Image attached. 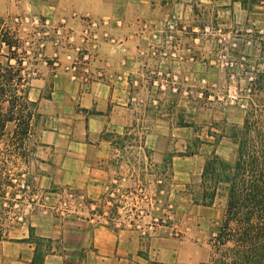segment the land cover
<instances>
[{"label":"rangeland","instance_id":"obj_1","mask_svg":"<svg viewBox=\"0 0 264 264\" xmlns=\"http://www.w3.org/2000/svg\"><path fill=\"white\" fill-rule=\"evenodd\" d=\"M164 3L159 9L163 18L158 23L137 24L131 31L124 28L120 20L110 19H107L110 24L97 29L88 27L87 21H81L80 26H67L65 22L55 23L49 17L27 13L20 0H3L0 32L9 40H17L21 47L19 53L25 60L24 83L29 82L31 88L41 89L44 95L50 93L55 70L63 64L60 60L63 55L68 61H64V68H67L64 70L77 80L93 81L101 77L99 72L102 70L112 72L113 77L117 72L121 76L130 74L135 83L133 90L140 92L137 97L147 102L150 115L174 114L175 125L181 126L178 133L167 141L166 158L184 159L199 155L205 163L215 152L231 162L235 157V145L220 136L225 128L243 124L244 111L228 106L233 104L236 96L234 85L228 86L226 82L228 50L239 44V33L253 23L261 24L264 15L250 14L242 8L240 0H167ZM89 19L94 18L85 20ZM110 46H128L143 52L154 47L165 54L162 60L159 57L158 63L148 53L112 55L108 59L101 55V50ZM139 109L137 114H140ZM153 119L152 116L149 120V128ZM41 124L40 121L28 144L32 153L27 163L17 156L2 160L11 171L16 186L15 189L8 188V194L17 192L13 207L9 208L7 201L2 204L0 227L4 239L23 235L36 213L52 207L48 199L50 190L41 187L39 178L42 169L37 152L42 151L38 141ZM213 134H218L217 139ZM113 135L108 133L107 136L119 150H113L112 160L122 159L123 163L113 168L111 165V178L118 174L126 178L113 183V188L108 190L116 194L113 204L119 202L123 206L118 210L117 220L127 226L135 224L145 234L148 225L163 219L170 224L161 227L159 232L170 238L167 243L170 245L166 246L176 252V264H204L211 254L210 237L224 215L225 200H219L214 207L194 204L191 194L198 190V173L191 178L189 185H167L161 193L152 179L159 176L162 169L135 165L133 160L138 151L120 150L131 140L114 138ZM2 149L6 157V146L2 145ZM128 159L132 163L127 162ZM141 170H144V177L147 176L142 183L145 192H138L140 187L134 182L141 179L137 178ZM126 191L133 193L123 198ZM59 196L62 209L72 210L85 204L84 197L75 190H67ZM113 204L107 201L103 208L104 217L112 219ZM34 235V231L31 232L30 239L39 241Z\"/></svg>","mask_w":264,"mask_h":264},{"label":"crops","instance_id":"obj_2","mask_svg":"<svg viewBox=\"0 0 264 264\" xmlns=\"http://www.w3.org/2000/svg\"><path fill=\"white\" fill-rule=\"evenodd\" d=\"M20 1L27 13L49 17L55 23L80 26L86 18L120 20L124 28L133 31L137 24L158 23L163 18L159 14L160 8L167 0ZM1 2L3 0H0V6ZM135 53H148L156 63L165 54L154 47L147 52L128 46L101 50V55L108 59L112 55ZM60 60L61 66L54 63L59 67L55 70L50 93L44 95L41 89L33 87L29 91L31 101H40L43 120L38 136L42 148L37 152L42 169L39 178L41 187L50 190L48 199L52 207L36 213L23 235L0 241V264H176V252L166 246L170 238L159 232L164 227L162 222L148 225L143 234L144 231L135 224L127 226L121 220L104 217L103 208L109 197L112 198V192L108 190L113 188V183L126 179L122 174L111 178V165L113 168L123 161L112 160L114 148L108 133L122 135L129 132L140 138L145 135L144 143L135 149L152 151V160L141 158L133 162L141 168L159 170L166 159L167 141L181 126L175 125L174 114L157 113L152 114L154 119L149 128L151 112L147 102L137 97L140 92L133 90L132 75L121 76L117 72L113 77L112 72L102 70L98 71L101 77L93 81L77 80L65 71L67 60L64 55ZM138 107L140 114L136 113ZM43 150L48 152L45 154ZM127 162L132 163L131 160ZM203 167L204 160L199 155L184 159L172 157L169 185H187L197 173L201 178ZM143 171L137 176L141 179L134 181L140 187L138 192L146 189L142 184L147 177ZM152 180L162 193L160 177ZM67 190L80 193L85 204L72 210L62 209L59 194ZM31 229L40 243L30 239Z\"/></svg>","mask_w":264,"mask_h":264},{"label":"trees","instance_id":"obj_3","mask_svg":"<svg viewBox=\"0 0 264 264\" xmlns=\"http://www.w3.org/2000/svg\"><path fill=\"white\" fill-rule=\"evenodd\" d=\"M240 3L250 14L264 15V0H240ZM248 27L238 34L239 44L230 46L225 68L227 85H234L236 91L233 104L228 106L244 111L243 124L225 128L220 136L235 145L234 160L230 162L212 153L204 163L198 190L191 194L193 203L204 207H214L219 200H225L223 218L210 237L211 255L204 264H264V20ZM20 48L17 40H9L0 32V213L4 201L9 208L14 206L17 194L15 191L8 194V188L16 186L2 160L17 156L27 163L32 153L28 144L43 120L40 101L29 99L31 84L24 83L25 60ZM213 135L217 139L218 134ZM113 137L131 140L121 151H135L144 143V138L129 132ZM2 145L6 146V157ZM112 146L116 148L113 143ZM137 155L136 159L152 160L150 150L143 149ZM171 160L166 158L161 167V188L171 182ZM130 192L133 193L129 191L122 197ZM115 196L112 191V198L109 197L112 204ZM113 207L112 220H117L118 210L123 206L118 202ZM158 221L169 227L170 223L163 219ZM1 240L4 237L0 227ZM36 262L42 263L40 259Z\"/></svg>","mask_w":264,"mask_h":264},{"label":"built area","instance_id":"obj_4","mask_svg":"<svg viewBox=\"0 0 264 264\" xmlns=\"http://www.w3.org/2000/svg\"><path fill=\"white\" fill-rule=\"evenodd\" d=\"M87 24H88V27H92V28L97 29L100 26H107L110 23L108 22V20L99 21V20L89 19V20H87ZM94 38H95V42H97L98 35L97 34L94 35ZM70 40H72V38H70Z\"/></svg>","mask_w":264,"mask_h":264}]
</instances>
